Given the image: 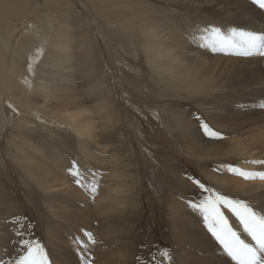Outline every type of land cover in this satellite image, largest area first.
Segmentation results:
<instances>
[{
    "label": "rangeland",
    "instance_id": "rangeland-1",
    "mask_svg": "<svg viewBox=\"0 0 264 264\" xmlns=\"http://www.w3.org/2000/svg\"><path fill=\"white\" fill-rule=\"evenodd\" d=\"M124 7L136 9L133 16L147 19L149 27L143 39L139 23L127 27L115 13ZM128 11L122 15L132 16ZM24 20L30 25L51 23L55 30L65 28L62 47L72 60L58 69L64 75L56 78L63 89L72 86L68 90L81 101L78 114L91 129L79 135L71 124L77 116L64 114L66 104L52 103L45 110L32 102L42 112L39 120L32 114L20 116L4 96L0 98L2 260L16 259L18 232L25 239L40 241L55 264H82L89 255L91 264H153V256L155 264H160L163 249L169 250L174 264H184L181 260L197 243L209 250L208 258L226 256L200 214L188 206L187 201H198L202 195L191 178L245 200L257 210L249 195L218 181L225 174L233 178L227 166L242 169L240 162L251 160L238 155L201 160L185 146L182 125L189 128L187 143L197 146L214 143L227 148L238 142L239 147L244 144L250 150L264 149V108L259 106L264 103V85L228 76L222 71L224 63L238 57L213 54L198 45L195 53L202 62L196 66L194 80L206 83L199 90L179 82L169 88L148 58H154V65H175L178 59L163 60L159 53L163 38L192 45L194 37L209 26L220 28L225 35L231 29L259 33L256 29L260 27L264 32V10L253 6L251 0H0L2 32L18 27L17 33H25ZM151 27L158 32L151 33ZM219 57L223 62L218 63ZM9 94L17 100L19 90L9 89ZM197 116L223 139L205 136ZM49 120L54 123L46 122ZM26 144L32 150L27 151ZM19 148L21 156L29 154L45 165L41 179L26 176L19 167ZM74 162L83 172L85 184L91 185L93 173L97 174L95 193L74 183L69 172ZM47 169L73 191L69 200L64 199L76 210L82 226L64 222L52 213L51 196L41 188L50 179ZM102 229L105 231L100 232ZM86 232L97 242L89 243ZM59 237L64 245L55 247L52 238ZM181 241L190 244L182 246ZM138 257L142 259L138 261Z\"/></svg>",
    "mask_w": 264,
    "mask_h": 264
},
{
    "label": "bare ground",
    "instance_id": "bare-ground-1",
    "mask_svg": "<svg viewBox=\"0 0 264 264\" xmlns=\"http://www.w3.org/2000/svg\"><path fill=\"white\" fill-rule=\"evenodd\" d=\"M20 9L22 10L23 14L25 9L23 7ZM128 10L129 7H124L121 10H117L115 13L120 14V18L123 19L125 23H128L125 24L127 27L128 25L133 26V24L139 23V28L142 29L140 30L143 39V33L149 27V25L146 23L147 19H143V16H133V13L136 14L137 12L136 9H134V11L130 9L132 12L129 10L132 13V16H123L122 14L126 13ZM64 18L62 20L63 23H65ZM23 24H27V31L25 33H17L18 27H15L14 31L12 32L10 29L13 28L10 27L6 33L2 32L0 29V87L2 89V95H0V98L4 96L7 104L11 105L14 110H17L20 116L23 117L32 114V116H37L39 120H42L43 118L41 114L42 112L37 110L34 105L32 106V102L36 103L39 108H43L45 110L48 108V105L52 103L66 104V111L64 114H67V116H77L71 120V124L79 135H84V133L90 131L91 125L84 117L78 114V112L81 110V101L80 99L75 98L72 91L68 90L69 88H72V86L66 87L65 85L64 89H66L64 90L62 88V84L56 78L58 74L64 75L62 72L58 71V69L62 68L67 62L72 60V58L69 59L66 56L67 50L62 47L64 43H62L61 39L65 28L62 26V28L59 30H55L51 23H47L46 25L45 23L30 25L31 22L26 23L25 20ZM0 28L2 27L0 26ZM256 30L262 32L260 27H258ZM156 32H158L157 29L154 30L151 27V33ZM198 37L199 35L194 37V44L192 45L184 43L181 40L176 41L173 38H163L164 42L162 44V50L159 53L163 60L171 59L175 61L178 59L179 62L173 66L167 64L161 66L154 65V58L152 56L148 58V64L159 68L157 73L160 75V77L166 80L165 82L169 88H175L176 84L179 82L185 85V87H191L192 89L199 90L206 83L205 80H194L198 71L196 66L202 62L199 54L195 53V48L200 43ZM186 41H188V39ZM177 43H179L180 46H177ZM7 47L10 51L7 49ZM142 48L146 53V47L143 45ZM37 53H41V55ZM41 56L43 57L40 58ZM230 59L224 63V67L222 69L224 73H226L228 76L246 77L253 82L254 86L264 85V57L256 58V56H253L247 58L238 57ZM220 62H223V58L221 57H219L218 60V63ZM29 64L32 65V71L26 70V67L29 66ZM227 66H231V68H226ZM47 73L49 74L47 75ZM40 78L43 80H40ZM13 88L19 90V97L17 100H13L16 96L9 94V89ZM50 110L51 109H49V111ZM2 118H5V114L3 112ZM46 122L54 123V120H49ZM186 126L188 127L186 123H183L182 136L185 138V146L192 150L201 160L207 161L208 158L212 157L222 158L238 155L239 157L245 158V160H251L250 162L243 160L240 162L239 165L242 166V169H245V171L264 172V164L252 163L253 161H264L263 147L250 150L244 148V144L239 147V145H237L238 142H231L227 148L222 144L219 145L214 143H206L197 146V143H187L186 140L189 135V128H186ZM26 149L27 151L32 150L27 144ZM19 150L20 152L17 157V162L22 171H24L28 177L39 176L41 179L43 176L41 168L45 165L41 166V162L39 161L38 162L40 164L37 161L36 163L35 159L30 157L29 154L26 156H21L23 150L21 148H19ZM47 170L49 172L50 179H48L46 184L41 188L46 194L51 196L50 199L52 201V213L58 219L65 220L64 222L69 224L75 223L77 226H82V221L78 220L80 218L76 216V210L72 208L73 206H69V203H66L64 199L66 198L69 200L73 191H70L65 187L66 183L58 175L51 172L49 169ZM258 180L261 183H257ZM258 180L256 182H252L251 180H245L244 178L240 179L238 175H234L232 178L231 176L228 177L225 174V176H223V178L218 181L222 182L224 185L232 186L235 192H238L241 195H249L252 200L251 203L254 204L256 209L260 212L264 210V181L260 179ZM83 216L86 215L83 214ZM229 220L231 223H233L232 227L238 233L241 239L245 240L247 243H253L247 233L244 232L243 226L239 224L234 216L229 214ZM104 231L105 229H102L100 232ZM102 236L104 237L105 235L103 234ZM2 238L3 237L0 232V260H2L3 255ZM190 241L194 243V240ZM181 243L182 246L190 244L189 241H181ZM52 244L56 247L61 244L64 245V242L60 237L55 238L54 240L52 238ZM98 252L101 254V251ZM208 252L209 250L207 248L201 247L199 243H197L194 248L187 251L186 258L182 259L181 262L185 260V263L183 262L184 264H234V262H231L230 258L227 256L219 257L212 255L211 258H208L206 257ZM113 260L112 262H114Z\"/></svg>",
    "mask_w": 264,
    "mask_h": 264
},
{
    "label": "snow or ice",
    "instance_id": "snow-or-ice-1",
    "mask_svg": "<svg viewBox=\"0 0 264 264\" xmlns=\"http://www.w3.org/2000/svg\"><path fill=\"white\" fill-rule=\"evenodd\" d=\"M251 3L260 10H264V0H251ZM198 39L200 41L199 47L205 48L213 54L219 53L245 58L264 57V32L232 29L229 35H225L220 28L209 26L201 30ZM29 71H32L31 64H29ZM259 106L264 108V103ZM196 119L200 120V128L209 139H223L222 134L214 130L201 117L197 116ZM252 163L264 164V161H253ZM227 170L245 180L259 178L264 181V172H248L234 166H227ZM69 172L77 186L92 193H95L99 188L98 181H95L97 175L95 172L93 173L94 182L91 185L84 183L83 172L75 162ZM191 179L202 195L198 201H187L188 206L200 214L208 233L220 246L223 253L234 264H264V210L258 212L245 200L215 191L199 179ZM229 214L234 216L243 226L244 232L247 233L253 243H247L240 238L229 221ZM17 235L20 237V251L16 259L8 262L0 260V264H55L54 260L49 259V253L40 241L25 239L20 232ZM85 236L89 243H96L92 233L86 232ZM80 246L83 247V245ZM160 255L162 258L160 264H165V262L174 264L168 249L161 250ZM137 259L139 261L142 258L138 257ZM155 261L156 257L153 256V264ZM82 264H91L90 255Z\"/></svg>",
    "mask_w": 264,
    "mask_h": 264
}]
</instances>
